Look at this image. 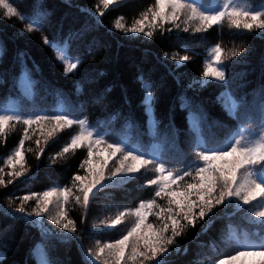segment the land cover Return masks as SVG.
Returning a JSON list of instances; mask_svg holds the SVG:
<instances>
[{"label":"trees","instance_id":"1","mask_svg":"<svg viewBox=\"0 0 264 264\" xmlns=\"http://www.w3.org/2000/svg\"><path fill=\"white\" fill-rule=\"evenodd\" d=\"M16 2L25 15H31L34 8L42 6V11L51 14V23L45 26L43 32L22 33L25 24L19 19L4 18L3 11L0 10V72H3V79H0V114L12 113L28 117L35 113H68L70 116L80 115L81 118L87 116L93 124L99 120L103 127H99L98 131L103 133L105 141L100 145L101 149L106 148V143L116 140L129 141L142 153L171 158V163L166 166L178 172L186 162H200L196 152L192 150L195 144L190 146L187 143L188 131L192 130L195 134L200 125L197 117H186L185 110L177 105L174 123L180 129L179 149L173 147L172 140L176 138V134L165 127V117L174 98L188 84L194 81L203 82L199 93L189 90L188 95H197L203 99L211 115L223 121L225 125L210 130L205 126L201 143L206 144L209 134L225 140L232 126L231 119L221 105L216 103V96L221 91L219 82L202 75L206 67L209 64L213 67L227 66L226 75L229 79L235 78L234 89L240 83V73L247 72L250 81L249 88L244 90H250L259 82L264 61V39L259 37L260 30L255 28L253 32L236 29L225 19L222 24L213 25L207 31L197 32L196 28L200 27V22L189 20L187 13L181 15L177 21L180 28H176L172 23H163L161 27L160 21H153L149 16L145 21V32L152 30L153 35L148 37L144 33L133 34L128 29L136 26V22L142 20L150 8H156V0H113L108 8L103 7L101 0H36L35 4L33 0ZM227 2L228 0H208L209 7L206 11L222 10ZM234 2L249 7L264 4V0ZM98 8L104 13L99 17L102 26L92 36L96 37L101 47L96 55L88 56L85 60L87 48L83 44L73 42L70 39V31L79 27V21L92 18L91 14L97 13ZM169 11L166 4L165 13ZM117 23L123 27L117 28ZM185 27L188 28L187 32L183 31ZM18 33L21 35H17ZM44 36L55 39L61 51H58L57 47L44 44ZM92 36L89 39H92ZM217 46L221 48L219 63L215 60L214 49ZM242 46L245 50L250 49V52L240 51ZM233 51H239L240 55L231 56ZM21 53H26L30 58L26 63L31 72L21 70L18 59ZM61 55L65 56L66 60H59ZM184 55L190 59L179 62V57ZM76 60H83V65L75 70H67V63ZM84 69L96 71L97 79L92 84H78ZM175 76L181 81L179 87ZM152 84L156 85L154 95L159 96L160 100L149 112L147 96H142V93ZM195 87L200 85L196 84ZM108 89H111L110 96L117 98L119 103L112 105L108 110L91 104L83 114L76 110L82 101H90V93L93 90L104 92ZM25 129V125L14 121L6 128L5 135L0 137V168H4L6 173L11 171L6 161L24 138ZM27 131L30 139L24 141V175L13 178V182L7 187L0 186V220L15 225L12 232L0 236V264H36L35 258L29 256V250L42 240L48 245L52 258L60 261V264H83V257L74 243L63 242L55 236H43L44 229L52 233L63 231L47 214L41 218L42 226L26 224L3 215L4 210L12 211L21 203L26 212H34L39 201L18 199L25 195L65 187L74 195L78 194L79 185L74 183L73 177L88 175L87 169L80 167L88 158L86 147L63 153V148L78 133V126L65 128L51 137L47 136L46 131L42 134L36 125ZM242 134L247 138L246 131ZM37 140L39 144L36 143ZM217 147L222 149L227 147V143L218 144ZM107 155V151L101 155L98 149L92 158L93 163ZM121 158L120 154H117L109 159L105 168L106 177L110 175V170L119 166ZM217 163L222 166L224 162ZM19 167L18 164L17 169ZM157 175L152 166L148 165L141 166L136 179L114 177V187L98 186L100 190L91 199L87 213L81 204L76 203L74 195L70 196L65 207L68 217L77 222V227L88 230L84 233L85 246L94 247L97 241L100 244L113 243L126 235L136 222L134 215L126 216L121 224L112 228H106L104 222L110 224L120 212L134 210L140 203L151 199L155 186L148 185V180ZM8 179L9 177L5 176V180ZM185 179L189 180L188 177ZM180 184L183 185L184 181H180ZM195 198L193 195V199ZM51 199L49 212L55 215L56 197ZM260 199L258 197L252 204L243 205L242 201L233 198L227 207L219 206L214 209L216 214L206 225L201 226L200 221H197L195 229H185L184 234L176 239V243L182 247L181 253L173 257L175 264H200L201 261L204 264H214L217 260H225L231 264L228 254H236L234 250L238 246L237 240L259 234L262 218L255 217L253 213L261 209ZM156 203L160 207L168 206L167 198H156ZM155 211L158 209L153 210ZM85 214L87 224L83 225L79 221ZM147 223L159 226L161 221L151 214ZM93 225L96 227L93 228ZM13 235L15 241L11 239ZM184 248L188 250L186 254ZM236 264H260V261L259 258H244Z\"/></svg>","mask_w":264,"mask_h":264},{"label":"snow or ice","instance_id":"2","mask_svg":"<svg viewBox=\"0 0 264 264\" xmlns=\"http://www.w3.org/2000/svg\"><path fill=\"white\" fill-rule=\"evenodd\" d=\"M36 3V0H33ZM113 0H101L104 8H108ZM170 11L165 13V5ZM209 7L208 0H156V8H150L143 16L142 20L136 22V26L128 29L133 34L144 33L152 37L153 31L145 32V21L151 16L153 21L172 23L176 28H180L177 21L181 15L188 14L189 20L200 22L197 32L207 31L213 25L222 24L225 19L229 20L236 29H244L253 32L254 28L260 30L258 35L264 39V4L257 7L240 6L234 0H228L223 9L216 11H206ZM41 7L34 8L31 15H25L16 0H0V10L6 19H19L25 24L23 32L32 33L34 31L43 32L45 26L51 23L50 13L41 10ZM104 13L97 9V13L91 14L92 18L79 21V27L70 31V39L78 44H83L87 48L84 56H94L100 50L101 45L93 33L97 32L102 26ZM62 29V25L60 26ZM117 28L123 25L117 23ZM172 29H168L171 31ZM183 31L187 32L185 27ZM21 35V34H17ZM92 36V39L89 37ZM43 43L49 47H58L55 39L44 36ZM216 62H220L221 48L214 49ZM240 51L250 52L242 46ZM231 56L240 55L239 51H233ZM59 60L64 61L66 57L61 55ZM21 70L31 72L28 69L26 60L30 59L26 53H21L18 57ZM173 59H176L173 57ZM189 56L179 57V62L188 61ZM83 65V60L69 61L67 70H75ZM227 66L213 67L209 64L203 71V77H212L219 82L220 93L216 96V103L220 104L227 116L232 121L228 136L225 140H220L215 135L209 134L207 143H201V136L205 134V126L210 130L213 127H224V122L217 119L205 107V101L197 95L189 96L188 91L199 93L203 87L202 81H194L187 85L172 101L166 112L167 124L176 138L172 140L175 149H179L178 136L180 129L174 123L177 105L185 110L186 117L195 116L198 118L199 127L193 134L192 130L187 133V143L195 147L192 149L199 157L198 163L186 162L185 166L178 172L166 165L171 163V158H161L148 153H142L129 141L116 140L113 143H106V148L101 149L100 145L105 143L103 133L98 131L103 124L98 120L95 124L90 123L87 116L81 118L80 115L70 116L68 113H35L28 117L19 114L3 113L0 114V137L5 135L6 128L12 122L22 123L26 126L24 138L19 142L15 152L7 159L6 165L11 169L5 172L0 168V186L7 187L13 182V178L24 175V141L30 139L28 128L33 125L39 126L41 133L47 132L51 137L54 133L65 128L71 129L74 125L78 126L79 131L74 135L70 143L63 148V153L72 152L78 148L86 147L88 158L80 165L87 169V176L75 175L74 183L79 185V193L73 194L70 189H52L43 193H33L18 197L22 201L36 199L39 201L34 212H26L21 203L12 211L4 210L5 217H12L14 220L23 221L26 224L41 225L42 217L46 214L52 222L59 226L61 233H52L47 229L43 230V236H55L63 242L74 243L83 257V264H175L173 257L181 253V245L176 243L177 237L184 234L185 229L197 227V221L201 226L206 225L213 216L214 209L219 206L231 204L232 199L242 201L243 205H250L259 198L261 209L255 211V217L260 220V231L255 236H245L243 240H237L236 254L229 253L231 264H236L244 258H259L260 264H264V61H262L259 82L248 89L250 81L248 73H240V83L233 88L235 78L229 79L226 75ZM171 74V73H170ZM19 73H17V78ZM179 87L181 81L178 76L174 77ZM0 79H3V72H0ZM97 79L94 69H84L78 84H92ZM146 79V77H145ZM199 84L200 87H195ZM156 85L152 84L147 88L142 96H147L149 103L148 111L151 112L152 106L159 103V96L154 95ZM111 89L104 92L92 91L90 101H82L76 108L81 114L91 104L92 106L102 107L108 110L112 105L119 103L117 98L110 96ZM227 97V103H225ZM163 123V119H161ZM246 126V127H245ZM247 132V138L244 134ZM239 137V138H237ZM39 144V140L36 141ZM227 143V147L218 148L217 145ZM100 151L102 155L107 151L108 155L93 163V156ZM43 149H41V152ZM182 152V150H180ZM120 154L119 166L110 170V175L106 177L105 168L108 161ZM223 161V165L217 162ZM20 165L17 169V165ZM151 165L158 175L148 180V185L155 186L154 195L151 199L142 202L134 210L122 211L109 224L104 222L106 228H112L123 222L128 215H134L136 222L122 238L113 243L100 244L96 242L94 247L85 246L84 233L86 228L81 230L77 227V222L68 217L66 205L69 203L70 196L74 195L76 203L82 205L87 213L91 199L100 190V187H114V177L126 178L127 180L136 179V174L140 172L141 166ZM5 176L9 179L6 181ZM188 177L189 180L185 178ZM107 181V182H106ZM180 181H184L181 185ZM100 186V187H98ZM175 186V187H174ZM95 190V191H94ZM193 195L196 197L193 199ZM56 197L57 212L55 215L49 212V205L52 197ZM156 198H167L168 206L160 207L156 203ZM11 207V202L9 204ZM154 209L158 211L153 212ZM18 214V215H17ZM154 214L161 223L159 226L147 223L148 216ZM80 224H87V215L81 217ZM14 224L4 223L0 220V236L4 233L12 232ZM96 225H93L95 228ZM91 235V233H89ZM15 241V236L11 237ZM7 247V245H5ZM187 253V248L183 249ZM29 256L34 257L36 264H60V261L53 259L48 245L41 241L29 250ZM103 258V259H102ZM110 258V259H109ZM200 264H204L203 261ZM214 264H228L225 260H217Z\"/></svg>","mask_w":264,"mask_h":264}]
</instances>
